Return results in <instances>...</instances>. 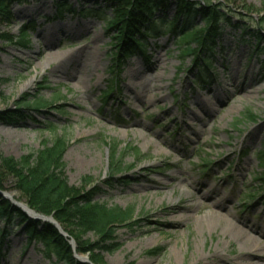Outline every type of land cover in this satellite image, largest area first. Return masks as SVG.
I'll return each mask as SVG.
<instances>
[{
    "label": "rangeland",
    "instance_id": "rangeland-1",
    "mask_svg": "<svg viewBox=\"0 0 264 264\" xmlns=\"http://www.w3.org/2000/svg\"><path fill=\"white\" fill-rule=\"evenodd\" d=\"M58 1L16 0L10 19L0 22V154L20 160L61 139L70 186L84 194L94 189V202L107 209H132L131 229L116 224V251L76 252V259L172 264L175 251L177 264H233L219 254L242 258L236 264H264V54L251 52L254 39L239 37L245 27L264 33V0H211L231 10L232 26L221 28L204 80L196 78L194 55L180 54L177 36L165 29L117 69L114 31L78 10L58 16ZM65 1L110 14L102 0ZM175 11L170 0L152 18L171 21ZM196 24L203 25L199 17ZM22 29L25 45L18 40ZM51 29L61 33L46 44L42 33ZM36 94L46 102L40 111L23 102ZM16 110V123L1 117ZM113 144L120 173L110 166ZM14 183L4 178V194L25 205ZM253 193L243 208L238 200ZM222 220L251 235L255 248L241 251L245 235L230 234ZM16 224L0 218V264H53L37 237L28 241ZM59 227L68 237L67 223ZM76 235L101 244L93 232ZM68 241L74 251L75 240Z\"/></svg>",
    "mask_w": 264,
    "mask_h": 264
},
{
    "label": "trees",
    "instance_id": "trees-1",
    "mask_svg": "<svg viewBox=\"0 0 264 264\" xmlns=\"http://www.w3.org/2000/svg\"><path fill=\"white\" fill-rule=\"evenodd\" d=\"M16 0H0V22L8 21L11 17V6ZM110 10L107 9H87L81 7L76 9L66 1L58 4L56 8L58 16L64 13H75L95 17L102 20L106 28L113 30L114 34L111 40H115L113 46L119 47V54L115 67L120 66L119 61L133 54L143 53L144 44L150 38L163 33V30H169L173 36H177L175 43L182 55H194L195 63H198V72L196 78L204 77L205 71L210 68L209 57L217 48L220 37V30L223 26H232L227 12H222L221 3L214 4L211 0H174L176 4L175 15L171 21L165 18H152V12L155 8H164L170 0H102ZM196 17L203 22L202 26L194 25ZM182 18V22L178 19ZM234 27V26H233ZM19 44L25 45L28 42L25 31L20 30ZM7 42L12 39L3 36ZM239 37L242 40L254 39L255 43L251 52L255 54H264V33L258 28L249 29L247 27L241 30ZM17 42V41H16ZM261 46V47H260ZM204 52L205 57L200 55ZM197 54V57H196ZM205 69V70H204ZM119 71V70H118ZM109 93V92H108ZM25 105L33 107L32 110L40 111L45 101L34 96L32 100L25 99ZM19 111V110H18ZM17 110L15 112H6L1 117L5 122H15L18 120ZM17 115V116H16ZM47 128L55 132L52 123H48ZM111 163L110 166L116 173L121 172V160L116 157L117 145H110ZM135 154H141L136 151ZM125 150V148H124ZM64 152V142L57 139L51 147H44L33 155H27L20 160L12 157H5L0 154V190L4 191V178L13 177L14 187L17 190L27 206L35 212L51 216L60 225L67 223L66 231L68 237L62 236L54 225L41 220L30 219L18 207L3 198L0 195V218L7 224L17 220L16 226H24V233L28 241L36 238L42 243V254L46 259H55L53 264L61 262L62 264H89L81 263L74 258V251L69 244V239H74L76 243L75 252L94 254V250L103 249L107 252H114L118 249L117 243L111 242L115 229L121 226L131 227L134 222L132 218V209L120 208L117 206L105 208L94 202V189L84 194L67 182L61 158ZM259 162L264 165V159L260 157ZM203 167L208 165L207 161L201 164ZM131 169L128 168V170ZM264 174L259 179L263 180ZM255 197L254 193L242 197L241 202L244 208L247 201ZM72 227L77 233L79 231H90L100 236L101 244L98 242L88 244L81 242L80 237L68 228ZM131 229V228H130ZM5 231L1 232L2 237ZM92 254V255H93ZM90 263H96L93 258Z\"/></svg>",
    "mask_w": 264,
    "mask_h": 264
},
{
    "label": "bare ground",
    "instance_id": "bare-ground-1",
    "mask_svg": "<svg viewBox=\"0 0 264 264\" xmlns=\"http://www.w3.org/2000/svg\"><path fill=\"white\" fill-rule=\"evenodd\" d=\"M57 33H61L60 30L51 29V31H48L47 33L46 32H43L42 33V38H43L44 42L47 44V43H49V41H51V38L53 37V35L54 36H57L58 35ZM202 104H203V102H202ZM204 104H206L207 106H209V103L206 100H205V103ZM214 109H215L214 107H209L207 109V111H206V114L207 115L209 114L208 116L212 115L214 113ZM223 222L226 225V229H227V231L230 234L236 235V236L245 235V236H243L244 238L241 241V248H242L241 251H250L251 249H254L255 248L256 243H255V241H254V239H253V237L251 235H248L247 233L243 232L240 228L236 227L234 224H232L228 220H224ZM171 255L173 256V262H172V264H177L179 253L173 251L171 253ZM214 255H216V254H213V256ZM218 256H222V257H219V258H223L222 261L227 262V263L230 262V263H233V264H236L238 261H240L242 259L240 257H238L237 260L234 259V258L231 259V258H229L227 256H224V254H219Z\"/></svg>",
    "mask_w": 264,
    "mask_h": 264
},
{
    "label": "water",
    "instance_id": "water-1",
    "mask_svg": "<svg viewBox=\"0 0 264 264\" xmlns=\"http://www.w3.org/2000/svg\"><path fill=\"white\" fill-rule=\"evenodd\" d=\"M0 195H2L4 198H8L10 199V202L12 203V205L18 207L23 213H25L29 218H33V219H36V220H41L43 222H47V223H51L52 225H54L58 231L66 236L65 234H63V232L61 231L58 223L51 217V216H44V215H41L37 212H35L34 210L30 209L26 204H22L21 202L19 201H16L12 198H9L7 196H5L4 192L0 190Z\"/></svg>",
    "mask_w": 264,
    "mask_h": 264
}]
</instances>
